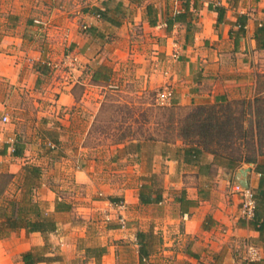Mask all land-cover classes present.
Segmentation results:
<instances>
[{
    "label": "crops",
    "instance_id": "obj_1",
    "mask_svg": "<svg viewBox=\"0 0 264 264\" xmlns=\"http://www.w3.org/2000/svg\"><path fill=\"white\" fill-rule=\"evenodd\" d=\"M179 13L181 20L168 22ZM263 24L264 0H0V118L23 114L8 123L13 131L0 130V172L14 175L9 192L18 196L24 166L41 168L34 199L56 221L48 254L60 259L38 264H249L247 242L263 253L251 264H264L259 232L240 217V198L232 191L243 167H251L253 188L264 184V155L233 171L215 163L211 153L185 161L177 149L184 146L181 140H126L96 156L64 152L61 133L54 142L18 131L74 124L77 84L59 88L52 82L45 92L36 87L50 69L45 61L68 51L79 53L84 64L75 74L82 78L86 68L84 80L90 81L89 68L97 64L111 67L115 79L132 48L134 70L147 66L149 87L172 86L173 103L180 106L254 99L264 92V41L256 35ZM174 40L181 47L178 58L171 56ZM109 48L112 60L106 58ZM18 140L24 145L19 156ZM144 184L153 194L149 203L140 199ZM58 202L62 208L56 210ZM45 243L40 231L13 230L0 237V264H24L21 254Z\"/></svg>",
    "mask_w": 264,
    "mask_h": 264
},
{
    "label": "trees",
    "instance_id": "obj_2",
    "mask_svg": "<svg viewBox=\"0 0 264 264\" xmlns=\"http://www.w3.org/2000/svg\"><path fill=\"white\" fill-rule=\"evenodd\" d=\"M149 11H151V7H149ZM218 11L221 16L223 8H218ZM97 12L100 17L108 19L105 11L97 10ZM182 18L183 14L179 13L168 22L172 23L174 20ZM243 23L244 21L240 24L241 29H243ZM256 35L258 39L264 41V24L258 28ZM89 71L91 83L113 84L114 70L106 64H97L93 69L90 67ZM259 97L257 95L254 99L232 100L223 98L213 103L193 106L187 111H183L186 106L172 103V105L163 108L168 111V118L161 132L133 133L130 137L129 131L122 133L116 143L133 139H162L166 142L181 140L184 146H178L177 149L183 151L185 161L196 163L203 154L211 153L214 155L215 163L234 171L244 162H257L258 156L264 154L259 137L261 126L257 105L260 101ZM246 115L256 117L255 125H253L252 119L246 120ZM44 135L54 142L58 141L59 134L51 128H45ZM49 147L53 149L54 146L50 145ZM23 152L24 145L18 140L14 144V154L19 156ZM24 169L26 174L22 187L20 186L22 191L18 196L9 192L14 175L0 172V237L19 228H25L30 232L40 231L44 235L46 243L23 252L21 254L22 261L24 264H38L42 261L59 260V254H48L53 251L50 250L51 244L48 235L56 230V221L51 214L43 211L40 202L34 199V190L38 186L41 168L37 165L26 164ZM147 185H143L144 188L146 187V192L143 190L140 192V199L144 203L153 201V194L147 192ZM254 192L256 201L254 216L250 220L243 221L259 232V240L264 244V184L260 185L259 189L254 188ZM156 197L155 200L160 199L161 194L156 193ZM61 208L58 202L56 210ZM138 236L145 237L142 232H139ZM141 253L145 254L143 248H141ZM141 263L142 261L136 264Z\"/></svg>",
    "mask_w": 264,
    "mask_h": 264
},
{
    "label": "rangeland",
    "instance_id": "obj_3",
    "mask_svg": "<svg viewBox=\"0 0 264 264\" xmlns=\"http://www.w3.org/2000/svg\"><path fill=\"white\" fill-rule=\"evenodd\" d=\"M111 51L112 50L109 48L106 52V58L109 60H112L110 57ZM128 53L129 54L126 55L128 59L124 61V67L115 73L113 83L115 86L94 84L91 83V81L84 80L88 77V72L86 68L84 69L82 78L80 77V82L82 83L77 82L74 90L77 99V104L73 109V113L75 112L74 124L69 127L63 124L53 125L56 128L53 130L57 134L61 133L66 138L67 145L64 148V152L73 154L74 152L81 151L98 156L107 153L111 146L116 143V140L122 136V133H128L130 131L128 134L130 137L133 133H158L161 132L163 126L166 125L168 111L163 109L166 108L165 106H159L155 100L157 92L165 86L150 88L147 66L143 68L142 72L134 70L132 48H129ZM115 57H118V55H115ZM61 73V71H55L51 68L46 69L45 74L42 75L43 78L36 86L39 92H45L48 83L52 82H55L56 85L58 83L57 86L59 88L72 84L70 79L66 78V76H63V73ZM84 81L87 82L86 85H84ZM2 84L4 83L0 79V88ZM50 92L57 91L52 90ZM85 92L93 93L90 97H87L85 96ZM259 96L260 101L257 103L261 119L259 137L262 151L264 152V92H260ZM191 107L193 106H186L183 111H187ZM239 108H241V106H239ZM32 109L33 107L30 105V110ZM96 110V116L93 118V114ZM180 111H182V109H180ZM67 112L69 111L65 113ZM26 113L31 116L28 117L31 120L35 118L32 114H29L30 112H25V114ZM16 115L20 116L23 114L13 113L12 116H9L6 125L0 124V130L13 131L11 125L8 127V123L11 121L13 122ZM40 116L42 118L43 115ZM248 119H252V123L255 125L256 117L246 115V120L248 121ZM40 121V123H42L44 119L42 118ZM247 121L246 123H248ZM43 123H46V121ZM90 123L91 126L88 128ZM18 131L26 137H30L32 140L36 141L38 133L41 135L44 134L45 128H20ZM255 140L256 138L254 141ZM82 146L87 147V150H80ZM48 151V149H44V152L47 153ZM64 152L61 149L58 153L61 154ZM259 157L260 156H258V158ZM243 164L249 163L244 162ZM113 179L121 182L123 177H114ZM16 186L17 184L13 186V189H15ZM16 261H14V264L17 263Z\"/></svg>",
    "mask_w": 264,
    "mask_h": 264
},
{
    "label": "built area",
    "instance_id": "obj_4",
    "mask_svg": "<svg viewBox=\"0 0 264 264\" xmlns=\"http://www.w3.org/2000/svg\"><path fill=\"white\" fill-rule=\"evenodd\" d=\"M87 28V25H84ZM173 48L171 56L178 58L181 52V47L178 41H173ZM45 64L55 71H61L66 78L74 84L80 82V75H76L75 72L83 69V62L79 53L68 51L59 59H49L45 61ZM167 70L164 71L167 74ZM115 86L112 84L110 86ZM174 89L167 85L160 89L155 97L156 103L159 106H170L173 103ZM9 120L8 116H3L0 121L7 122ZM233 193L237 194L240 198V217L244 220H250L254 216L256 201L254 188L250 185L245 188L238 182L232 184ZM120 207H124V202H119ZM122 227H125V223H122ZM263 257L262 249L257 244L252 242H247L245 245V260L251 264L253 262L261 260Z\"/></svg>",
    "mask_w": 264,
    "mask_h": 264
},
{
    "label": "water",
    "instance_id": "obj_5",
    "mask_svg": "<svg viewBox=\"0 0 264 264\" xmlns=\"http://www.w3.org/2000/svg\"><path fill=\"white\" fill-rule=\"evenodd\" d=\"M251 171V167H243L240 168L235 176L236 182L240 183L245 188L249 187V180H248V174Z\"/></svg>",
    "mask_w": 264,
    "mask_h": 264
}]
</instances>
